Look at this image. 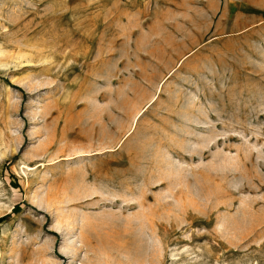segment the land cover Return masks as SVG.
<instances>
[{"label": "rangeland", "instance_id": "374dc122", "mask_svg": "<svg viewBox=\"0 0 264 264\" xmlns=\"http://www.w3.org/2000/svg\"><path fill=\"white\" fill-rule=\"evenodd\" d=\"M1 218L0 264H264V0H0Z\"/></svg>", "mask_w": 264, "mask_h": 264}, {"label": "bare ground", "instance_id": "6f19581e", "mask_svg": "<svg viewBox=\"0 0 264 264\" xmlns=\"http://www.w3.org/2000/svg\"><path fill=\"white\" fill-rule=\"evenodd\" d=\"M98 234H96L95 232H93V240L95 241V243L97 244V246H104L105 245V241L103 240L102 237L97 236ZM104 249V248H103ZM100 250V249H99Z\"/></svg>", "mask_w": 264, "mask_h": 264}, {"label": "trees", "instance_id": "16d2710c", "mask_svg": "<svg viewBox=\"0 0 264 264\" xmlns=\"http://www.w3.org/2000/svg\"><path fill=\"white\" fill-rule=\"evenodd\" d=\"M3 220V218L0 219V222Z\"/></svg>", "mask_w": 264, "mask_h": 264}]
</instances>
